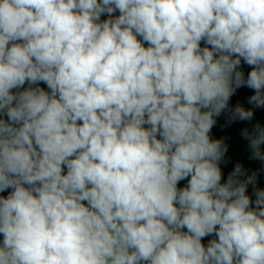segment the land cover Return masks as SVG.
<instances>
[{
  "label": "clouds",
  "instance_id": "1",
  "mask_svg": "<svg viewBox=\"0 0 264 264\" xmlns=\"http://www.w3.org/2000/svg\"><path fill=\"white\" fill-rule=\"evenodd\" d=\"M258 108L264 0H0V264H264Z\"/></svg>",
  "mask_w": 264,
  "mask_h": 264
},
{
  "label": "trees",
  "instance_id": "2",
  "mask_svg": "<svg viewBox=\"0 0 264 264\" xmlns=\"http://www.w3.org/2000/svg\"><path fill=\"white\" fill-rule=\"evenodd\" d=\"M118 10L113 13V17L118 16ZM107 14H103L101 16V20L107 19ZM138 39H140L138 37ZM147 46V45H145ZM201 46H206L204 42H201ZM240 69L245 73V77L247 73L250 71V67L244 62H241ZM40 87H44L45 90L47 86L41 83L38 85ZM28 87L27 83L24 86ZM35 87V85H34ZM22 90V89H21ZM16 91V90H13ZM253 94L251 89L247 87H242L237 90L236 94L231 98L229 108H234L235 105L241 104L245 107L251 108L252 105L248 104V97ZM230 116L229 110H226L221 116L217 117V123L212 130L213 138H220L225 141L228 146V152L226 153L224 159L220 163V167L222 169L223 177L222 182L226 181L228 175L234 169L237 163H240L242 167L245 169L246 175L241 177V179H246L247 175H251L253 172L256 173V182L255 184H249L247 187V194L253 201L252 206L255 207V189L264 190V161L252 158L251 150L248 147V141L242 136V131L247 128L249 131H252L254 125L259 123L261 127H264V108L254 109V116L251 121H235L231 124L228 123ZM6 118V117H5ZM66 171V169H65ZM190 179V177H189ZM187 184V180L181 181L178 185L179 187H183ZM8 191H11L9 189ZM8 191L4 193H0V195L7 196ZM186 231V229H185ZM215 238L214 236H208L203 239V243L207 245L208 241ZM2 235H0V242H2Z\"/></svg>",
  "mask_w": 264,
  "mask_h": 264
}]
</instances>
